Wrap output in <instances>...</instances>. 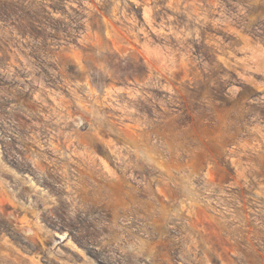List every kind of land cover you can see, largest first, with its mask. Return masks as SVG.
<instances>
[{"label":"clouds","instance_id":"obj_1","mask_svg":"<svg viewBox=\"0 0 264 264\" xmlns=\"http://www.w3.org/2000/svg\"><path fill=\"white\" fill-rule=\"evenodd\" d=\"M0 264H264V0H0Z\"/></svg>","mask_w":264,"mask_h":264}]
</instances>
